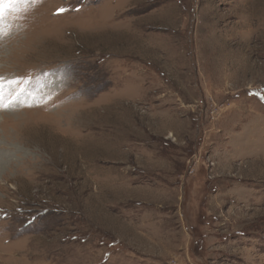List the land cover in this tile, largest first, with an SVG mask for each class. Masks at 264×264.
Wrapping results in <instances>:
<instances>
[{
  "label": "rangeland",
  "instance_id": "obj_1",
  "mask_svg": "<svg viewBox=\"0 0 264 264\" xmlns=\"http://www.w3.org/2000/svg\"><path fill=\"white\" fill-rule=\"evenodd\" d=\"M0 25V264H264V0Z\"/></svg>",
  "mask_w": 264,
  "mask_h": 264
},
{
  "label": "snow or ice",
  "instance_id": "obj_2",
  "mask_svg": "<svg viewBox=\"0 0 264 264\" xmlns=\"http://www.w3.org/2000/svg\"><path fill=\"white\" fill-rule=\"evenodd\" d=\"M32 0H0V20L3 18V13L6 10L7 7H14L15 5H27L31 3ZM59 12L66 11L65 9L61 8L58 10ZM3 31V26L0 25V32ZM4 80V77L0 76V81ZM10 106V101L8 103H5L3 100V95L0 93V109L7 108Z\"/></svg>",
  "mask_w": 264,
  "mask_h": 264
},
{
  "label": "built area",
  "instance_id": "obj_3",
  "mask_svg": "<svg viewBox=\"0 0 264 264\" xmlns=\"http://www.w3.org/2000/svg\"><path fill=\"white\" fill-rule=\"evenodd\" d=\"M224 106H225V104L220 105V106H219V109H221V108L224 107ZM216 111H218V108L216 109Z\"/></svg>",
  "mask_w": 264,
  "mask_h": 264
},
{
  "label": "trees",
  "instance_id": "obj_4",
  "mask_svg": "<svg viewBox=\"0 0 264 264\" xmlns=\"http://www.w3.org/2000/svg\"><path fill=\"white\" fill-rule=\"evenodd\" d=\"M104 89V87H101V90Z\"/></svg>",
  "mask_w": 264,
  "mask_h": 264
}]
</instances>
